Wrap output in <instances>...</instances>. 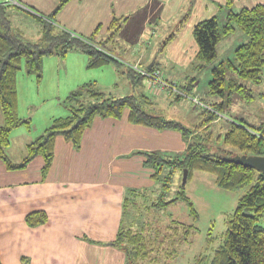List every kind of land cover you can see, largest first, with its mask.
Masks as SVG:
<instances>
[{"label": "trees", "instance_id": "16d2710c", "mask_svg": "<svg viewBox=\"0 0 264 264\" xmlns=\"http://www.w3.org/2000/svg\"><path fill=\"white\" fill-rule=\"evenodd\" d=\"M69 0H59V4L47 17L39 16V36L30 40L13 31L10 22L11 11L21 10L19 6L0 4V159L8 170L24 168L34 157L44 159L42 173L46 174L53 158L56 136H62L75 147L80 145L81 137L96 117L119 119L125 111L127 120L134 124L157 130H173L180 133L186 145L177 154L160 152L144 153V165L152 169L154 186L158 185L157 197L150 206L164 210L177 202H185L193 220L198 215L185 196V185L181 184L183 170H187L186 182L194 172L214 177L216 187L224 191L245 190L238 199L233 214L227 220V229L223 242L206 262L199 257L196 264H264V174L255 169L243 167L221 160V156L246 155L264 157V121L250 125L243 119L227 116L222 122L224 108L231 107L232 98L238 97L246 104L253 100L251 86L260 85L264 77V4L233 11L232 0L218 5L219 13L209 19L198 22L192 31L196 44V54L189 67L190 76L184 86L167 85L161 90L175 93L174 102L189 96L195 90L197 76L210 67L211 80L205 99L195 102L202 110L201 119L196 124H184L164 116L155 107L148 94L139 93L123 97H111L95 89L96 82H87L71 91L62 101L68 111L64 117L54 118L43 133L28 143L21 162L14 164L5 156L13 130L31 128L30 119L18 116L17 76L23 65L27 76H35L39 83L42 78L45 58L65 59L71 51L86 55V68L98 69L110 64L122 66L124 63L110 48V44L126 21L125 17H113L107 26L105 37H99L100 26L89 35L81 36L60 29L55 25L54 15ZM22 11V10H21ZM187 15L162 42L159 52L174 39L184 26ZM247 38V42L233 50V60H218V45L236 31ZM112 47V46H111ZM142 70L155 71L159 76L157 63L149 70L137 63ZM127 64L126 76L133 87L140 88L146 75ZM188 72V73H189ZM192 74V75H191ZM150 89V88H149ZM160 89V88H159ZM195 93V92H194ZM152 94V93H150ZM152 95H156L152 94ZM263 95V94H262ZM218 97V102L208 97ZM264 96V95H263ZM216 123L219 128H216ZM220 144V145H217ZM213 145L215 147H213ZM232 150L236 151L233 152ZM178 182V190L169 196L172 186ZM185 182V184H186ZM148 190L130 191L123 200V218L113 245L125 255V264H147L155 262L159 255L172 259L177 249L188 242L194 225L171 220L163 226L146 224L139 214L140 200ZM143 205V204H142ZM29 227H36L47 221L44 212H31L24 219Z\"/></svg>", "mask_w": 264, "mask_h": 264}, {"label": "crops", "instance_id": "0c3cea01", "mask_svg": "<svg viewBox=\"0 0 264 264\" xmlns=\"http://www.w3.org/2000/svg\"><path fill=\"white\" fill-rule=\"evenodd\" d=\"M17 2L22 12L35 21L53 13L59 4V0ZM232 2L233 11L264 4V0ZM224 3L225 0H69L55 13L54 22L60 29L81 36L100 26L99 37L103 39L111 19L125 17L110 44L124 62L122 66L139 63L147 68L150 62H156L161 73L163 67L167 69L162 75L172 82L181 77L174 69L189 70L195 57L194 26L217 15L218 5ZM185 15L184 26L164 48L161 58L152 39L158 31H170ZM147 55L150 62L142 64ZM156 96L150 97L154 100ZM158 102L159 99L154 101V105ZM61 112L59 117L68 114L64 107ZM127 116L125 111L119 119L96 117L83 132L78 147L56 136L46 174L42 173L41 156L16 170H8L0 159V264H125L124 253L113 245L124 214L123 200L130 191L141 192L155 185L152 169L144 165V153L177 154L186 145L178 132L134 125ZM53 119L48 118L43 131ZM37 137L31 136L24 147ZM9 148L10 144L5 149L6 158L14 164L21 162L25 148L16 161L10 159ZM39 211L46 214L47 221L27 226L26 215Z\"/></svg>", "mask_w": 264, "mask_h": 264}, {"label": "rangeland", "instance_id": "374dc122", "mask_svg": "<svg viewBox=\"0 0 264 264\" xmlns=\"http://www.w3.org/2000/svg\"><path fill=\"white\" fill-rule=\"evenodd\" d=\"M11 13L10 22L14 32L30 40L38 38L40 32L38 21H35L34 18L22 11L12 10ZM174 28L172 27L166 33L158 31L154 36L151 42L155 44L157 52L158 47L174 31ZM246 42L247 38L245 35L237 30L218 45V60H233V50ZM148 56H146V60L142 64L150 62ZM159 56L163 58L161 53ZM85 59L86 55L78 51L70 53L65 59L57 57L45 58L43 61L42 78L39 83L36 82L35 76H27L23 65H21V70L17 76V113L20 118L24 117L23 119L30 117L31 128L27 131L24 127H19L12 131L10 148L9 151L7 150L12 161H16L24 152L25 142L31 136H39L42 133L43 127L48 124V118L63 115L61 112L63 109L61 101L83 83L94 81L96 82L95 89L97 91L111 97H122L141 92L148 95H152L150 92L154 93V88H148L150 87L148 79L144 80L142 87L134 90L126 73H121V71L127 72L128 68L125 65L120 66L121 68L118 66L120 70L117 69V65L115 66V64L98 69H87V59L86 62ZM135 64L134 67L139 66ZM151 64L150 62L149 65ZM162 70L165 72L167 69L163 67ZM163 72L162 74H164ZM174 72L176 76H181L175 77L172 81V84L175 86H184L185 73H194L182 67H176ZM192 76H197L195 83V90L197 91H194L195 93L192 91L189 96H186L179 102L173 101L175 93L171 90L156 88L157 98L153 101L159 99L158 104L155 106L157 111L184 124H196L201 119L199 114L203 109L199 110L196 108L195 102L200 103L205 99L204 93L208 91V82L212 78L210 67L200 72L199 75L196 73ZM165 78L168 77L164 75L161 77L163 81H166ZM251 89L253 92L252 102L246 104L236 96L232 98L231 107L229 109L227 107L224 108L223 119L220 124H226L229 117L243 119L250 125H258L264 121V77L260 85L251 86ZM209 99L215 102L219 100L215 96L208 97ZM0 125H2L1 114ZM216 128H219L217 123ZM215 146L213 145V147ZM180 181L181 177L173 184L172 191L169 194L170 197L174 195L175 190H178V182ZM157 188L158 185L145 189L149 192L139 201L141 206L139 214L144 219V222L154 226H163L174 220L187 225L192 223L194 229L189 236L188 242H184L178 247L177 256L170 259L167 256L159 255L155 258V262L147 264H196L199 257H203L207 262L212 257L214 250L222 244L227 229V220L233 214L237 201L245 193V190L224 191L215 186L212 175L194 172L187 180L183 190L198 215L197 220H193V217L189 213L188 205L185 202H177L161 211L155 208H146V206H150L155 201L158 195Z\"/></svg>", "mask_w": 264, "mask_h": 264}, {"label": "water", "instance_id": "95a60500", "mask_svg": "<svg viewBox=\"0 0 264 264\" xmlns=\"http://www.w3.org/2000/svg\"><path fill=\"white\" fill-rule=\"evenodd\" d=\"M152 64L147 67V70L151 68ZM221 160L227 163H234L243 167H248L257 170L261 174H264V157L263 156H246V155H233V156H221ZM187 178V170H183L181 184L185 185Z\"/></svg>", "mask_w": 264, "mask_h": 264}, {"label": "built area", "instance_id": "2783aa9c", "mask_svg": "<svg viewBox=\"0 0 264 264\" xmlns=\"http://www.w3.org/2000/svg\"><path fill=\"white\" fill-rule=\"evenodd\" d=\"M0 4H7V5H16L19 6V3L17 2V0H0ZM137 65V64H135ZM133 69H137L136 71L142 73L143 75H146L149 81V88H154V91L156 90V88H164V86H166L167 84L161 79V76L158 75L157 72L153 71L152 73L146 71V70H142V68L140 66L138 67H134ZM161 80V81H160Z\"/></svg>", "mask_w": 264, "mask_h": 264}]
</instances>
